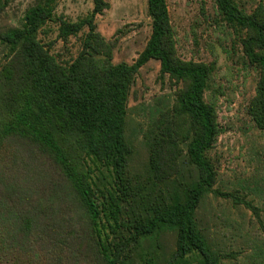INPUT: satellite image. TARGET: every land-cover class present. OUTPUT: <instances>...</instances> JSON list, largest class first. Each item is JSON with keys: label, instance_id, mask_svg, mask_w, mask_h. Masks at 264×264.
Here are the masks:
<instances>
[{"label": "trees", "instance_id": "1", "mask_svg": "<svg viewBox=\"0 0 264 264\" xmlns=\"http://www.w3.org/2000/svg\"><path fill=\"white\" fill-rule=\"evenodd\" d=\"M13 1L0 0V14ZM56 1L33 0L19 25H0V264H221L201 202L213 193L257 217L258 208L213 188L215 64L178 56L166 0H146L150 31L132 63L114 62L118 39L96 28L107 0L76 21L57 17L56 38L80 43L61 59L40 37ZM212 1L257 73L246 111L264 130V4L248 12ZM152 59L174 92L143 129L141 175L130 170L126 118L136 74Z\"/></svg>", "mask_w": 264, "mask_h": 264}, {"label": "rangeland", "instance_id": "2", "mask_svg": "<svg viewBox=\"0 0 264 264\" xmlns=\"http://www.w3.org/2000/svg\"><path fill=\"white\" fill-rule=\"evenodd\" d=\"M109 8L95 17L97 30L107 40L118 39L114 62L132 63L144 47L150 17L146 0H107ZM252 11L264 0H236ZM33 0H14L0 14V25H19ZM175 32L177 54L184 60L213 62L206 99L213 98L220 133L210 151L217 170L213 188L245 199L258 208V217L231 198L209 193L198 209L207 223L209 239L223 254L221 264H264V130L255 127L247 115V105L255 92L257 73L245 62L239 36L221 21L212 0H166ZM92 0H57L54 20L46 25L43 40H54L59 58L75 56L79 39L66 42L56 38L61 16L76 21L90 13ZM2 55L0 54V58ZM169 80L159 77V62L149 60L136 74L128 100L126 136L133 146L130 170L145 172L147 150L143 129L157 111L172 100Z\"/></svg>", "mask_w": 264, "mask_h": 264}]
</instances>
